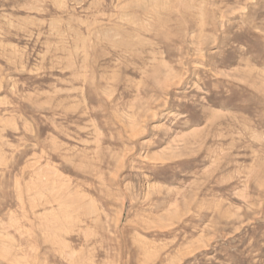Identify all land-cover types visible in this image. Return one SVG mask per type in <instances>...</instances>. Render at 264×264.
<instances>
[{
	"label": "rangeland",
	"instance_id": "obj_1",
	"mask_svg": "<svg viewBox=\"0 0 264 264\" xmlns=\"http://www.w3.org/2000/svg\"><path fill=\"white\" fill-rule=\"evenodd\" d=\"M0 264H264V0H0Z\"/></svg>",
	"mask_w": 264,
	"mask_h": 264
}]
</instances>
